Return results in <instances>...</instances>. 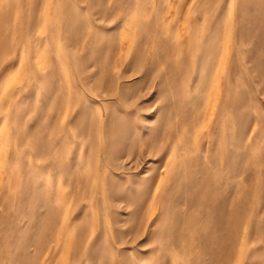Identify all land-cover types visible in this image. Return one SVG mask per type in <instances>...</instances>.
<instances>
[{
	"label": "rangeland",
	"instance_id": "374dc122",
	"mask_svg": "<svg viewBox=\"0 0 264 264\" xmlns=\"http://www.w3.org/2000/svg\"><path fill=\"white\" fill-rule=\"evenodd\" d=\"M0 264H264V0H0Z\"/></svg>",
	"mask_w": 264,
	"mask_h": 264
}]
</instances>
